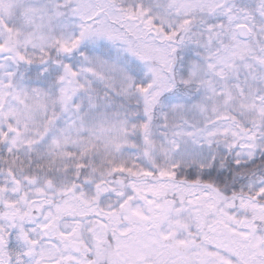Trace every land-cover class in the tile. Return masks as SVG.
I'll use <instances>...</instances> for the list:
<instances>
[{"label":"snow or ice","instance_id":"snow-or-ice-1","mask_svg":"<svg viewBox=\"0 0 264 264\" xmlns=\"http://www.w3.org/2000/svg\"><path fill=\"white\" fill-rule=\"evenodd\" d=\"M0 264H264V0H0Z\"/></svg>","mask_w":264,"mask_h":264}]
</instances>
